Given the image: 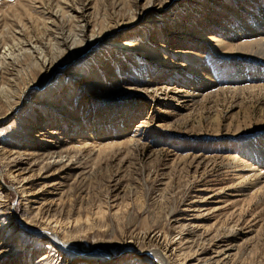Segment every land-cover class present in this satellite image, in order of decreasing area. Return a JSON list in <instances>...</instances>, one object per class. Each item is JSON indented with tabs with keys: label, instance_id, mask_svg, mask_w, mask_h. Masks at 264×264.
Wrapping results in <instances>:
<instances>
[{
	"label": "rangeland",
	"instance_id": "rangeland-1",
	"mask_svg": "<svg viewBox=\"0 0 264 264\" xmlns=\"http://www.w3.org/2000/svg\"><path fill=\"white\" fill-rule=\"evenodd\" d=\"M55 1L0 0V44L12 43L15 27L39 36L36 11L55 12ZM66 3L70 11L83 7L75 15L84 19L94 7L96 22H109L88 46L67 49L49 72L38 73L24 57L17 58L20 71L6 66L0 151L32 165L20 173L30 206H53L42 218H26L12 190L0 194V264H157L126 237L150 229L167 238L181 216L197 231L191 246L176 244L174 235L177 261L264 264V166L257 162L264 161V94L224 88L193 102L186 96L207 74L226 80L235 72L212 37L239 32L246 12L264 8V0ZM233 56L258 72L247 55ZM28 70L30 89L10 110L4 96L27 83ZM49 143L70 152V171L41 170L36 151L23 149L38 152L37 144ZM8 208L18 212L11 217ZM45 227L79 252L48 241Z\"/></svg>",
	"mask_w": 264,
	"mask_h": 264
},
{
	"label": "bare ground",
	"instance_id": "bare-ground-1",
	"mask_svg": "<svg viewBox=\"0 0 264 264\" xmlns=\"http://www.w3.org/2000/svg\"><path fill=\"white\" fill-rule=\"evenodd\" d=\"M66 2L67 0H56L53 4L55 12H43L47 7L40 8L36 11L37 16L40 18H35V21L40 20V26L39 28H34V30H39V36L34 33V31L28 30L22 25V28H25L23 32L19 27L14 28L15 30L11 34V44L4 43L3 46L0 44V89H3L4 87L2 78L4 71L7 69V65H12L11 67L16 68L13 70L20 71L21 67L18 66L17 58L21 60V57H24L31 61L32 64L38 68V73L41 70H47L49 72L53 68L52 66L55 67L63 63L62 56L67 49L76 46L86 47L89 42L100 37L103 30H106L105 26L109 20L96 22L99 17L96 8H92L93 12L90 14L92 15V18L89 17L84 19L82 13L75 15V13L81 12L83 7H78L76 10L70 11L72 6ZM63 3L66 4L62 5ZM45 5L49 6L51 3ZM45 13L47 14L46 16ZM246 13L248 14V18H246L245 21L247 24L241 26L239 32L235 34L225 33V37L221 38L212 37L215 47L221 49L226 57L232 59L230 64L233 63V70L235 72L226 80H221L220 78L218 80L211 74H207L208 77L202 78L203 82H200L197 87L193 88L191 93H186V96L189 97L188 99L190 101L193 102L196 98L198 99L199 96L203 97L204 94L212 93V91L216 93L224 88L236 93L246 90L251 94L258 90L264 94V8L257 9L256 11L248 10ZM56 17H59V19L57 20ZM90 21L94 23L95 28L89 27ZM232 51L237 52L233 53ZM233 55H247L245 59L257 62L258 72L254 73L252 68L247 70L245 68L247 64L234 60L239 57ZM21 73L23 74L24 72ZM27 76H32V74L29 73V70L24 74L27 83L25 82L22 88L18 89L11 97L4 96V103L8 109H14L17 100L22 97V94L25 91L30 89L29 85L31 83ZM41 131L42 130H39L40 134H42ZM49 142H51V140H49ZM37 146L42 148L41 151L37 152V149L33 148V145L29 148L23 147V149H28L31 152L36 151L35 154L40 158L38 162V165L40 166H38L39 169L49 170L62 168L67 172L70 171L69 166L72 157L70 152H67V149H57L58 146L53 145V143L46 145L37 144ZM252 150V147L249 148V151ZM0 155L3 158V163H0V185H2V188H0V194L3 193L6 195L9 190H12L14 194H16V198L23 202L24 206L21 208L20 213L26 218L30 217L36 219L46 216V214L50 212V209H52L53 204L48 203L46 206L44 204H39L36 207H31V200L28 197L30 193L25 188V183H23L24 177H21L20 175L22 170L28 169L32 165H23L20 158L21 154L17 152L10 151L9 154H5V150H3L0 151ZM248 155L249 154L244 153L243 158ZM251 159L257 158L255 156L254 158L251 157ZM238 160L240 159L238 158ZM257 162L260 166H264V161L259 159ZM254 167L255 166L251 165L252 169H254ZM194 206L196 205L194 204ZM8 209H13L9 211L11 217L14 215V212H18L16 208ZM183 220H185V222ZM192 222L193 221L189 218L186 219L185 216L177 218L173 225H177L178 231L167 238H165L161 232L150 229H145L137 234L128 235L126 238L128 242L133 243L138 248H143L145 252L148 251L149 255L156 260L157 264H185L188 261H185V259L177 261L174 257V255L177 254L172 239L174 235H178V242L176 244H180L181 241L185 240L184 247L189 243L191 246L195 241L192 238L196 236L197 231L191 227V224H193ZM44 231H46L44 233L47 235L48 241L50 240L55 246H62V248L66 250L71 249L72 251L70 255L79 252L75 247H72V249L71 245L67 244L68 241L63 236L61 237L55 228L49 229L45 227ZM197 233L199 236L198 239L202 240L201 234L199 232ZM215 248V252H222L219 245H216ZM181 250L182 249L179 251ZM202 251L206 250L204 249ZM211 260L212 258L204 259L202 262L196 264H206L207 261L214 264L222 263L219 262L217 258Z\"/></svg>",
	"mask_w": 264,
	"mask_h": 264
}]
</instances>
